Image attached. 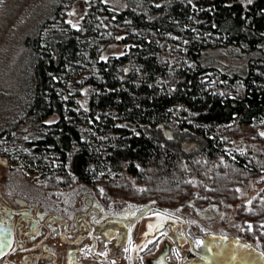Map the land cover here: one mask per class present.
<instances>
[{
    "label": "trees",
    "instance_id": "16d2710c",
    "mask_svg": "<svg viewBox=\"0 0 264 264\" xmlns=\"http://www.w3.org/2000/svg\"><path fill=\"white\" fill-rule=\"evenodd\" d=\"M130 1L120 11L92 1L76 27L56 2L54 19L26 39L24 118L59 115L23 154L26 168L51 187L65 185L69 171L98 187L125 170L146 184L119 185L126 197L168 207L199 197L236 201L237 185L264 171V0ZM115 39L130 49L114 54ZM218 49L243 63L209 66L205 54ZM85 86L96 89L87 103ZM171 121L206 139L189 164L142 130ZM236 124L254 129L246 148L225 137ZM189 168L203 179L198 186L186 180ZM58 175L66 181L56 183ZM239 216L264 252V196Z\"/></svg>",
    "mask_w": 264,
    "mask_h": 264
},
{
    "label": "rangeland",
    "instance_id": "374dc122",
    "mask_svg": "<svg viewBox=\"0 0 264 264\" xmlns=\"http://www.w3.org/2000/svg\"><path fill=\"white\" fill-rule=\"evenodd\" d=\"M92 1L95 0H0V147L6 155L12 154L11 166L0 164V171H5L14 184L27 189L30 187L38 193L49 195L51 199L53 196L60 195V191L64 193L69 191L68 193L74 196L96 190L98 197L102 200H120L126 197L123 192L125 189L126 191L129 189L142 191L146 188V184L138 182L136 177L125 170L119 172V176L113 177L111 181L98 183V187L95 184L77 180L76 176L69 171L70 176L67 177L69 181L65 185L51 187L45 183L40 171L32 172L25 166L23 154L27 151L30 152L34 147L35 140L40 136V132L48 124L55 123L59 119L57 113L42 121L24 118V103L22 102L24 98H28L25 87L29 86V78L32 75L29 46L26 44V39L35 33L40 23L46 18L54 19L55 4L58 3L65 13L66 21L76 27L80 25ZM102 1L108 3L116 11L128 8L131 2L130 0ZM244 1L248 3L252 0ZM130 47V43L118 42L115 39L111 41L109 50L119 55L126 53ZM205 56L210 57L209 66H214L218 63L217 61L221 60L238 66L243 63V59L237 60L228 57V52L220 49L208 51ZM182 85V81L179 80L177 87ZM95 90L90 86H85L83 97L86 103ZM232 129L229 136H225L228 139L232 137L230 142L232 148H246L248 143L252 142L253 137L251 138V136L255 137L254 129L247 125L236 124ZM142 130L156 143L180 154L187 164L206 146V139L201 134L180 126L178 122H164L156 126L145 125ZM63 177L58 175L55 182L64 180ZM108 179H112V177ZM186 180L196 186L203 181L191 171V168L188 169ZM119 185L124 186L125 189ZM236 188L239 192V198L236 201H229L225 198H220L217 201L214 199L203 200L199 197L190 202L192 206L188 202L178 207L165 205L163 207L188 216L189 220L193 221L194 227L209 233L240 237L260 249L259 241L251 240L245 233L252 229L251 221L243 220L239 215L241 209L251 208L257 196H264V171L242 180ZM53 192L57 194H53ZM197 209L206 211L204 215L206 218L200 217ZM208 209H210L209 212H207ZM191 210L192 215L189 213Z\"/></svg>",
    "mask_w": 264,
    "mask_h": 264
},
{
    "label": "flooded vegetation",
    "instance_id": "af4514ba",
    "mask_svg": "<svg viewBox=\"0 0 264 264\" xmlns=\"http://www.w3.org/2000/svg\"><path fill=\"white\" fill-rule=\"evenodd\" d=\"M7 155L0 147V164L11 166ZM68 192L51 199L0 171V264H186L218 234L155 199Z\"/></svg>",
    "mask_w": 264,
    "mask_h": 264
},
{
    "label": "water",
    "instance_id": "95a60500",
    "mask_svg": "<svg viewBox=\"0 0 264 264\" xmlns=\"http://www.w3.org/2000/svg\"><path fill=\"white\" fill-rule=\"evenodd\" d=\"M262 253L261 249L243 238L209 234L198 257L186 264H264Z\"/></svg>",
    "mask_w": 264,
    "mask_h": 264
},
{
    "label": "snow or ice",
    "instance_id": "6c2138e0",
    "mask_svg": "<svg viewBox=\"0 0 264 264\" xmlns=\"http://www.w3.org/2000/svg\"><path fill=\"white\" fill-rule=\"evenodd\" d=\"M261 255H264V253H262Z\"/></svg>",
    "mask_w": 264,
    "mask_h": 264
}]
</instances>
